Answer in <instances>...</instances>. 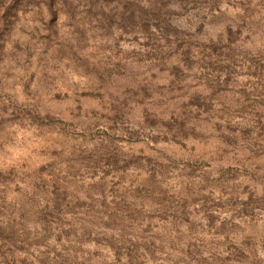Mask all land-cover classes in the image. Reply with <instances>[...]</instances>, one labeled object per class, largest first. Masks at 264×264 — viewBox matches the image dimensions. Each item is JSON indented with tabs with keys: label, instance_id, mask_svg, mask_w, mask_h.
<instances>
[{
	"label": "rangeland",
	"instance_id": "1",
	"mask_svg": "<svg viewBox=\"0 0 264 264\" xmlns=\"http://www.w3.org/2000/svg\"><path fill=\"white\" fill-rule=\"evenodd\" d=\"M16 1L0 264H264V0Z\"/></svg>",
	"mask_w": 264,
	"mask_h": 264
},
{
	"label": "trees",
	"instance_id": "2",
	"mask_svg": "<svg viewBox=\"0 0 264 264\" xmlns=\"http://www.w3.org/2000/svg\"><path fill=\"white\" fill-rule=\"evenodd\" d=\"M10 1V2H9ZM12 1H16V0H0V7H3V6H5V4L6 3H10V4H13L14 2H12ZM17 2V1H16ZM48 4H49V8L52 10V8H53V2H54V0H47L46 1ZM4 10H8V8H5Z\"/></svg>",
	"mask_w": 264,
	"mask_h": 264
}]
</instances>
